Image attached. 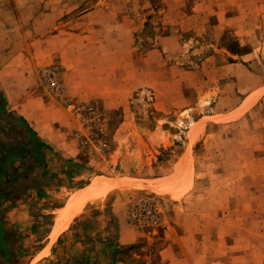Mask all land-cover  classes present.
<instances>
[{"label": "rangeland", "instance_id": "rangeland-1", "mask_svg": "<svg viewBox=\"0 0 264 264\" xmlns=\"http://www.w3.org/2000/svg\"><path fill=\"white\" fill-rule=\"evenodd\" d=\"M58 1L68 75L57 61L42 70L51 118L38 120L74 136L95 172L119 181L78 215L58 264H157V233L172 224L193 229L200 254L207 244L200 264H264V0ZM185 150L196 184L184 198L121 176L168 177ZM140 198L155 200L158 224L130 223ZM114 209L140 239L118 246Z\"/></svg>", "mask_w": 264, "mask_h": 264}, {"label": "crops", "instance_id": "crops-1", "mask_svg": "<svg viewBox=\"0 0 264 264\" xmlns=\"http://www.w3.org/2000/svg\"><path fill=\"white\" fill-rule=\"evenodd\" d=\"M59 4L58 0H0V264H58L63 254L68 255V239L73 235L70 229L78 215L98 198L88 201L50 245L59 210L75 191L84 189L95 178L118 180L96 173L95 159L90 158V153L74 136L69 137L60 128L53 130L51 124L44 126L38 120L44 114L46 119L50 117L42 70L57 61L66 64L63 73L68 75V58L65 60L63 53L59 54L67 31L53 29V24L64 16L66 2ZM52 119H60L62 124L67 121V117L57 112ZM191 153L185 150L170 163L168 177H163L167 174L146 179L121 176L142 186L178 191L184 198L196 184ZM124 157L123 161L117 160L119 165L128 163V156ZM86 172H94L91 182L76 185ZM170 176L176 187H170ZM108 192L111 189L104 195ZM167 196L171 199L169 193ZM113 214L119 227L118 246L132 244L142 237L128 223L125 211L114 209ZM171 227L159 229L158 242L153 244L159 247L153 260L157 264L206 263L207 244H204V254H200V241L196 243L191 237L193 229L186 227L182 232L174 224Z\"/></svg>", "mask_w": 264, "mask_h": 264}, {"label": "bare ground", "instance_id": "bare-ground-1", "mask_svg": "<svg viewBox=\"0 0 264 264\" xmlns=\"http://www.w3.org/2000/svg\"><path fill=\"white\" fill-rule=\"evenodd\" d=\"M253 98L254 97H252V99ZM252 99L246 100L244 108L249 105ZM117 182L119 181L100 176L95 178L84 189L78 190L77 192L75 191L71 195L66 206L59 210L60 212L57 216L56 224L50 234V245L57 239L61 232L68 228L72 219L83 209L88 201L102 197L108 190L114 188Z\"/></svg>", "mask_w": 264, "mask_h": 264}, {"label": "built area", "instance_id": "built-area-1", "mask_svg": "<svg viewBox=\"0 0 264 264\" xmlns=\"http://www.w3.org/2000/svg\"><path fill=\"white\" fill-rule=\"evenodd\" d=\"M44 76L52 89L61 90V86L52 71L45 72ZM136 203L128 209L130 223L145 228L148 225L153 226L160 222L161 216L155 200L140 198Z\"/></svg>", "mask_w": 264, "mask_h": 264}]
</instances>
